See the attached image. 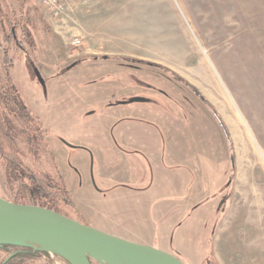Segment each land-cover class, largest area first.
Wrapping results in <instances>:
<instances>
[{
	"label": "rangeland",
	"instance_id": "374dc122",
	"mask_svg": "<svg viewBox=\"0 0 264 264\" xmlns=\"http://www.w3.org/2000/svg\"><path fill=\"white\" fill-rule=\"evenodd\" d=\"M60 2L0 0V83L45 132L18 146L68 191L61 215L184 264H264V0Z\"/></svg>",
	"mask_w": 264,
	"mask_h": 264
},
{
	"label": "water",
	"instance_id": "95a60500",
	"mask_svg": "<svg viewBox=\"0 0 264 264\" xmlns=\"http://www.w3.org/2000/svg\"><path fill=\"white\" fill-rule=\"evenodd\" d=\"M144 102L143 98L129 100ZM20 239L38 242L67 264H92L93 260L103 264H184L160 249L108 235L50 209L0 198V246L38 250L21 244Z\"/></svg>",
	"mask_w": 264,
	"mask_h": 264
},
{
	"label": "trees",
	"instance_id": "16d2710c",
	"mask_svg": "<svg viewBox=\"0 0 264 264\" xmlns=\"http://www.w3.org/2000/svg\"><path fill=\"white\" fill-rule=\"evenodd\" d=\"M5 20H8V23L11 22L9 19ZM8 27L10 31L8 40L11 37L16 40L14 28L10 25ZM171 74L204 100L187 82ZM215 117L225 129L216 113ZM225 133L227 134L226 130ZM45 137V132L32 117L10 79H7L4 84L0 83V165L7 180H11L8 183L15 185L14 190H11L14 193L13 202L44 207L62 214L60 203L73 206L68 191L55 183L48 174L33 170L26 165L23 152L18 146V141H21L35 156ZM47 256V252L30 247L0 246V264H4L9 257L12 258L5 264H34Z\"/></svg>",
	"mask_w": 264,
	"mask_h": 264
},
{
	"label": "built area",
	"instance_id": "2783aa9c",
	"mask_svg": "<svg viewBox=\"0 0 264 264\" xmlns=\"http://www.w3.org/2000/svg\"><path fill=\"white\" fill-rule=\"evenodd\" d=\"M38 8L44 11L47 16L60 17L63 15L64 9L60 0H31ZM78 40H74L71 45L77 46Z\"/></svg>",
	"mask_w": 264,
	"mask_h": 264
},
{
	"label": "bare ground",
	"instance_id": "6f19581e",
	"mask_svg": "<svg viewBox=\"0 0 264 264\" xmlns=\"http://www.w3.org/2000/svg\"><path fill=\"white\" fill-rule=\"evenodd\" d=\"M258 150V149H257ZM261 155V154H260ZM21 244L31 246L38 250H50L49 248L39 244L38 242L31 240V239H20ZM103 264V263H100Z\"/></svg>",
	"mask_w": 264,
	"mask_h": 264
},
{
	"label": "crops",
	"instance_id": "0c3cea01",
	"mask_svg": "<svg viewBox=\"0 0 264 264\" xmlns=\"http://www.w3.org/2000/svg\"><path fill=\"white\" fill-rule=\"evenodd\" d=\"M133 143H134V141H130V140H128V139H125V138H122V144L124 145V146H126V147H129L130 149H134V146H133ZM143 152H147V153H153V151L150 149V148H147V147H145V148H142L141 149ZM127 167H128V170H127V172H126V175L129 177L130 176V170H129V165L127 164ZM82 223V222H81ZM165 252V251H164ZM167 253V252H166Z\"/></svg>",
	"mask_w": 264,
	"mask_h": 264
}]
</instances>
